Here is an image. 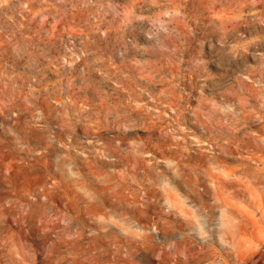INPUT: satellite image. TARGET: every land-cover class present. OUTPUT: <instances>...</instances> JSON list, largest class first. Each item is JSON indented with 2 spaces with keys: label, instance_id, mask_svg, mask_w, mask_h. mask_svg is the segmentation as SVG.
I'll use <instances>...</instances> for the list:
<instances>
[{
  "label": "rangeland",
  "instance_id": "1",
  "mask_svg": "<svg viewBox=\"0 0 264 264\" xmlns=\"http://www.w3.org/2000/svg\"><path fill=\"white\" fill-rule=\"evenodd\" d=\"M263 162L264 0H0V264H264Z\"/></svg>",
  "mask_w": 264,
  "mask_h": 264
},
{
  "label": "bare ground",
  "instance_id": "2",
  "mask_svg": "<svg viewBox=\"0 0 264 264\" xmlns=\"http://www.w3.org/2000/svg\"><path fill=\"white\" fill-rule=\"evenodd\" d=\"M138 114V113H137ZM109 156V155H108ZM255 159V158H254ZM261 160V159H260ZM263 164V166H264V162L262 163ZM246 169H242L241 171H239V173L240 174H244V173H247L246 171H245ZM227 175H228V177H230V176H232L231 174H229V173H227ZM257 177H258V180H260L261 182H264V169H263V171L262 172H260V173H258L257 174ZM257 179V178H256ZM259 181V182H260ZM237 183V182H236ZM244 185V184H243ZM240 186H242L241 184H240ZM239 187V186H238ZM243 187H245V186H243ZM240 189V188H239ZM258 196V195H257ZM259 202V201H258ZM261 203V202H260ZM259 207V206H258ZM264 209V208H263ZM264 215V214H263Z\"/></svg>",
  "mask_w": 264,
  "mask_h": 264
},
{
  "label": "clouds",
  "instance_id": "3",
  "mask_svg": "<svg viewBox=\"0 0 264 264\" xmlns=\"http://www.w3.org/2000/svg\"><path fill=\"white\" fill-rule=\"evenodd\" d=\"M122 128H123V130L125 131V132H127V131H129L130 130V128L129 127H125V126H121Z\"/></svg>",
  "mask_w": 264,
  "mask_h": 264
}]
</instances>
